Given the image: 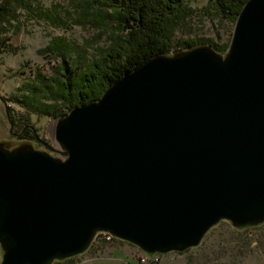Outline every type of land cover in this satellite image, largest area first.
Here are the masks:
<instances>
[{"label":"water","instance_id":"water-1","mask_svg":"<svg viewBox=\"0 0 264 264\" xmlns=\"http://www.w3.org/2000/svg\"><path fill=\"white\" fill-rule=\"evenodd\" d=\"M46 147L0 142V264L63 262L99 233L182 254L223 221L263 225L264 0L224 54L150 58L58 118Z\"/></svg>","mask_w":264,"mask_h":264},{"label":"rangeland","instance_id":"rangeland-1","mask_svg":"<svg viewBox=\"0 0 264 264\" xmlns=\"http://www.w3.org/2000/svg\"><path fill=\"white\" fill-rule=\"evenodd\" d=\"M123 1L109 3L118 7ZM81 3L84 5L83 0H11L9 23L0 24V142L10 143L12 148L28 144L33 149L48 151L46 145H51L58 118L36 107L29 109L23 103L30 96L29 86L38 85L43 77L57 79L56 72H61L62 66L79 64L85 53L91 59L97 48L110 45L114 25L102 29L97 24L80 23ZM185 7L186 17L173 34L171 53L187 50L183 44L190 43L191 47L209 45L224 54L235 21L223 17L210 0H185ZM50 47L56 49L48 51ZM42 102L53 103L45 98ZM6 107L14 123L12 132L20 133L27 126L32 131L29 136L22 140L13 137ZM61 112L69 111L63 108ZM146 255L127 242L98 238L83 255L54 264H140V258ZM157 264H264V224L237 230L223 221L205 236L199 247L182 254L164 255Z\"/></svg>","mask_w":264,"mask_h":264},{"label":"trees","instance_id":"trees-1","mask_svg":"<svg viewBox=\"0 0 264 264\" xmlns=\"http://www.w3.org/2000/svg\"><path fill=\"white\" fill-rule=\"evenodd\" d=\"M210 1L223 17L236 22L249 0ZM83 2L86 6L82 3L79 5L80 23L97 24L102 29L114 25L110 28V45L106 49L97 48L91 59L85 53L79 58L81 64L67 63L62 66L61 72H56L57 79L43 77L38 80V85L29 86L30 96L23 102L29 109L36 107L46 115L62 118L67 114H62L61 109L67 108L70 112L76 107L100 99L126 73L158 54H170L173 49V34L186 17L185 0H124L118 7L110 4L109 0ZM10 6L11 0L0 3V24L9 23L7 16ZM183 45L187 50L193 48L190 43ZM55 49L56 47H50L47 50ZM44 98L53 103L44 104ZM21 131H24V136H29L32 132L27 126Z\"/></svg>","mask_w":264,"mask_h":264},{"label":"built area","instance_id":"built-area-1","mask_svg":"<svg viewBox=\"0 0 264 264\" xmlns=\"http://www.w3.org/2000/svg\"><path fill=\"white\" fill-rule=\"evenodd\" d=\"M98 238L103 239L108 242L115 240V238L112 235L107 234V233H99L96 236L94 241H96V239ZM160 257L162 256L161 255H148V257H141L140 264H157Z\"/></svg>","mask_w":264,"mask_h":264},{"label":"flooded vegetation","instance_id":"flooded-vegetation-1","mask_svg":"<svg viewBox=\"0 0 264 264\" xmlns=\"http://www.w3.org/2000/svg\"><path fill=\"white\" fill-rule=\"evenodd\" d=\"M11 118V117H10ZM11 122H12V120H11ZM10 127H11V125H10ZM13 127H14V123L12 122V129H13ZM12 129H10V132H11V134L13 135V137L14 138H16V139H18V140H22V139H24L25 138V136H24V131H21L20 133H21V135H20V133H13L12 132ZM1 261V260H0Z\"/></svg>","mask_w":264,"mask_h":264},{"label":"bare ground","instance_id":"bare-ground-1","mask_svg":"<svg viewBox=\"0 0 264 264\" xmlns=\"http://www.w3.org/2000/svg\"><path fill=\"white\" fill-rule=\"evenodd\" d=\"M146 257H148V256L146 255Z\"/></svg>","mask_w":264,"mask_h":264}]
</instances>
